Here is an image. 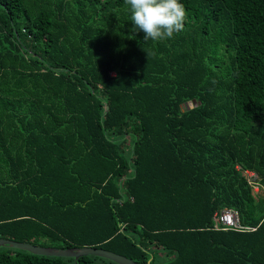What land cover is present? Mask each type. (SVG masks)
Here are the masks:
<instances>
[{"label": "trees", "instance_id": "trees-1", "mask_svg": "<svg viewBox=\"0 0 264 264\" xmlns=\"http://www.w3.org/2000/svg\"><path fill=\"white\" fill-rule=\"evenodd\" d=\"M180 2L184 30L145 41L124 0H0V237L264 264V194L236 167L264 183V0ZM223 207L255 228H213Z\"/></svg>", "mask_w": 264, "mask_h": 264}, {"label": "clouds", "instance_id": "clouds-1", "mask_svg": "<svg viewBox=\"0 0 264 264\" xmlns=\"http://www.w3.org/2000/svg\"><path fill=\"white\" fill-rule=\"evenodd\" d=\"M129 5L133 29L144 32V40L160 41L182 32L187 19L180 0H124Z\"/></svg>", "mask_w": 264, "mask_h": 264}, {"label": "water", "instance_id": "water-1", "mask_svg": "<svg viewBox=\"0 0 264 264\" xmlns=\"http://www.w3.org/2000/svg\"><path fill=\"white\" fill-rule=\"evenodd\" d=\"M195 101L193 100V104L195 105ZM191 105V106H192ZM190 106V105H189ZM109 109V105L106 104V111ZM0 246H10L17 247L25 250H29L33 253L37 254H46V255H56V256H72L75 257L77 264H79L80 257L82 255L87 254H96L100 256L107 257L116 261L119 264H140L135 259L97 245H84V246H72V247H61V246H53V245H42L29 241L16 240L12 238L0 237Z\"/></svg>", "mask_w": 264, "mask_h": 264}, {"label": "built area", "instance_id": "built-area-1", "mask_svg": "<svg viewBox=\"0 0 264 264\" xmlns=\"http://www.w3.org/2000/svg\"><path fill=\"white\" fill-rule=\"evenodd\" d=\"M242 171L247 179V182L252 188L254 195L264 194V183L256 170L252 168H244L239 163L236 165ZM213 228L217 229H237L244 230L248 226L243 225L240 221L239 212L234 207H223L214 212Z\"/></svg>", "mask_w": 264, "mask_h": 264}, {"label": "rangeland", "instance_id": "rangeland-1", "mask_svg": "<svg viewBox=\"0 0 264 264\" xmlns=\"http://www.w3.org/2000/svg\"><path fill=\"white\" fill-rule=\"evenodd\" d=\"M193 104V101H189V103H184V106H187V105H192Z\"/></svg>", "mask_w": 264, "mask_h": 264}, {"label": "crops", "instance_id": "crops-1", "mask_svg": "<svg viewBox=\"0 0 264 264\" xmlns=\"http://www.w3.org/2000/svg\"><path fill=\"white\" fill-rule=\"evenodd\" d=\"M243 224V223H242ZM243 225H245V224H243ZM246 226H248V228H255L254 226H249V225H246ZM237 230V229H236Z\"/></svg>", "mask_w": 264, "mask_h": 264}]
</instances>
